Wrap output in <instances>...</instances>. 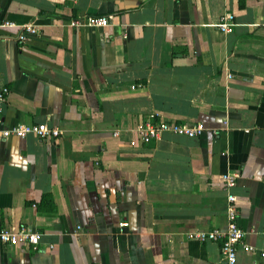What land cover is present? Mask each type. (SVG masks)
Here are the masks:
<instances>
[{"label": "crops", "instance_id": "crops-1", "mask_svg": "<svg viewBox=\"0 0 264 264\" xmlns=\"http://www.w3.org/2000/svg\"><path fill=\"white\" fill-rule=\"evenodd\" d=\"M92 14L109 23L68 22ZM0 19V127L59 132L0 136V227L40 232L0 264H227L189 233L225 227L228 193L256 246L235 264H264V0H0ZM141 119L204 129L131 145Z\"/></svg>", "mask_w": 264, "mask_h": 264}, {"label": "built area", "instance_id": "built-area-1", "mask_svg": "<svg viewBox=\"0 0 264 264\" xmlns=\"http://www.w3.org/2000/svg\"><path fill=\"white\" fill-rule=\"evenodd\" d=\"M233 13L229 10H225L219 16L216 24L217 28L227 32L233 28ZM68 22L73 26H98L107 25L109 23L108 17L104 15H80L71 17ZM0 24H13L12 21L7 19H0ZM38 27L32 22L24 23L21 30L17 34V38L20 41H27L31 34L37 33ZM8 91L7 87H2L0 91V98H3L4 93ZM204 129L201 122H188V121H169L166 119L151 120L141 119L134 125V130L137 134V138H131L129 143L136 145L137 143H147L150 140L157 138L163 132H173L185 135H198ZM35 134L39 137L46 135H58V129L55 126H48L45 121L23 123L18 122L10 126L0 127V136H25L26 134ZM116 133V132H115ZM222 178L226 186L234 184L236 174L232 172H225L222 174ZM228 206L226 210L227 223L225 227H214L205 231H197L189 233L190 236H195L199 240H215L219 242V251L221 258L227 264H235L237 260V251L239 249L245 251H254L256 246L250 244L244 240L246 231L241 228L236 220L237 206L235 204V195L233 193L227 194ZM121 224H126V221H122ZM40 232L21 226L17 230H12L7 227H0V244L2 245H19L26 243L31 249H35L39 243ZM258 254L264 259V248L258 249Z\"/></svg>", "mask_w": 264, "mask_h": 264}]
</instances>
